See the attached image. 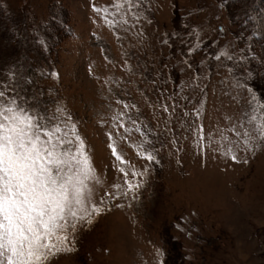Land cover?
<instances>
[{
  "label": "rangeland",
  "instance_id": "374dc122",
  "mask_svg": "<svg viewBox=\"0 0 264 264\" xmlns=\"http://www.w3.org/2000/svg\"><path fill=\"white\" fill-rule=\"evenodd\" d=\"M145 5L0 0V91L83 139L103 201L50 264H264V13L254 40L235 14L253 0Z\"/></svg>",
  "mask_w": 264,
  "mask_h": 264
},
{
  "label": "snow or ice",
  "instance_id": "6c2138e0",
  "mask_svg": "<svg viewBox=\"0 0 264 264\" xmlns=\"http://www.w3.org/2000/svg\"><path fill=\"white\" fill-rule=\"evenodd\" d=\"M127 3L134 6V0ZM258 127L264 139V121ZM61 133L58 124L41 123L39 115L15 97L5 100L0 91V264H50L55 255L73 250L69 235L78 225L91 224L103 211V201L94 200L91 184L99 180L83 139ZM112 151L126 163L114 143ZM120 171L127 177L123 167ZM126 183L128 191L140 187Z\"/></svg>",
  "mask_w": 264,
  "mask_h": 264
},
{
  "label": "trees",
  "instance_id": "16d2710c",
  "mask_svg": "<svg viewBox=\"0 0 264 264\" xmlns=\"http://www.w3.org/2000/svg\"><path fill=\"white\" fill-rule=\"evenodd\" d=\"M146 1L147 0H134V6L133 7L138 8L139 10L144 9V11H145L146 10L145 7L147 6V5H145ZM260 10L264 13V0H253V6H252V14L253 15H251V13H246L244 10H241V9L237 10L235 12V14L237 16L238 24L239 23L242 24L241 26L243 28H247L246 26L251 27L248 30V33H250L251 36H253L254 40H260V38H262L261 34H259V29H261V22L259 21V18L261 15V14H259ZM67 27L68 26H65V28H67ZM8 29H9L11 36L13 34H15V32L17 35H20V34L21 35H24V34L28 35V31H25L21 27L16 26V25L11 24V26H9ZM43 32L45 33V35H44V33H39V34L41 36H43L44 40L51 38V41H54L57 44L58 40H60V38H61V37L57 38L56 37L57 35H55V37H54L52 32H46V31H43ZM39 34H37V35L39 36ZM38 36H36V37H38ZM15 37H17V36H15ZM29 43L30 44H27V47L29 45V47L34 46L37 50H39L41 52L47 51V49H43V46L38 44L39 42L37 41V39H36V42H34L33 44H32V40L31 41L29 40ZM253 58H255V56H253ZM244 66L246 68L247 66H249V64L248 63H241V64L236 63V65L234 67V72L236 73V75H239L242 77V74H243L242 70H245V69H243ZM249 67H252V66H249ZM243 75L245 76V78L253 80L254 85L257 84L256 83L257 75H258L257 67L254 66L253 70L250 68L248 70L246 69V71ZM19 77H20V80L22 82L21 84L27 85L29 87V90L35 89L34 90L35 94H37L36 86H35L34 82L31 79L27 78L26 75L24 74V72H21ZM11 79H12V77L9 78V81H11ZM7 85H8V83L6 82L5 86L7 87ZM252 87H253V85H252ZM252 87L250 89H252V91H253L254 87L253 88ZM3 90H4V88H3ZM9 92H10V90H9ZM38 98H40V97H38Z\"/></svg>",
  "mask_w": 264,
  "mask_h": 264
}]
</instances>
